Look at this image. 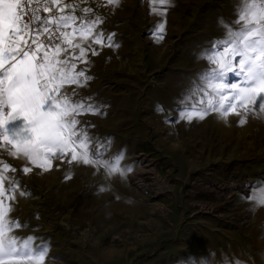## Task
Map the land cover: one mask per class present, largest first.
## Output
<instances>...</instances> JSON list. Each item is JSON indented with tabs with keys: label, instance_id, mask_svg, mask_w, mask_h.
<instances>
[{
	"label": "rangeland",
	"instance_id": "obj_1",
	"mask_svg": "<svg viewBox=\"0 0 264 264\" xmlns=\"http://www.w3.org/2000/svg\"><path fill=\"white\" fill-rule=\"evenodd\" d=\"M236 3L86 5L116 45H94L100 54L81 65L92 79L69 88L77 102L103 106L77 117L98 139L96 163L53 160L50 171L15 174L25 196L10 217L26 225L18 235L47 242L43 264H264V206L252 211L242 198L248 182L264 181V112L241 125L209 108L220 98L208 57L223 50ZM235 80L229 73L226 82ZM120 153L122 172L112 173Z\"/></svg>",
	"mask_w": 264,
	"mask_h": 264
},
{
	"label": "snow or ice",
	"instance_id": "obj_2",
	"mask_svg": "<svg viewBox=\"0 0 264 264\" xmlns=\"http://www.w3.org/2000/svg\"><path fill=\"white\" fill-rule=\"evenodd\" d=\"M92 2L0 0V264H43L49 250L47 242L37 244L40 238L34 235H18L26 225L10 213L25 192L15 174L33 168L50 171L53 160L92 165L99 155L92 147L98 139L77 117L101 114L103 106L92 98L77 102L75 89L69 92L71 86L92 79L81 65L100 54L94 45L116 46L115 34L106 36L100 29L104 17L86 6ZM107 4L118 5L119 0ZM235 7V19L225 25L223 50L208 57L214 65L209 87L220 98L219 107L209 101V108L224 117L235 115L243 125L248 113L264 112V0H237ZM157 27L162 33L161 25ZM229 73L236 77L232 83L226 82ZM205 115L207 110L197 113L199 119ZM192 118L189 112L187 119ZM99 143L107 146L110 141ZM122 159L120 153L112 173L122 172ZM16 160L21 167L12 162ZM248 183L242 198L250 200L255 211L264 206V181ZM224 264L246 262L225 257Z\"/></svg>",
	"mask_w": 264,
	"mask_h": 264
}]
</instances>
